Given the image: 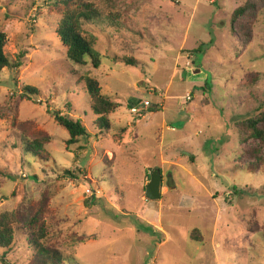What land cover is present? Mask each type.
Listing matches in <instances>:
<instances>
[{
	"label": "rangeland",
	"instance_id": "1",
	"mask_svg": "<svg viewBox=\"0 0 264 264\" xmlns=\"http://www.w3.org/2000/svg\"><path fill=\"white\" fill-rule=\"evenodd\" d=\"M86 1L102 13L85 32L98 68L66 57L51 0H0L13 62L0 74V214L42 215L50 245L79 264H264V171L247 168L236 126L264 110V0L246 47L231 17L247 0ZM87 75L122 103L109 131L95 123ZM58 111L89 135L68 148ZM156 170L162 195L147 200ZM30 258L17 232L7 259Z\"/></svg>",
	"mask_w": 264,
	"mask_h": 264
},
{
	"label": "trees",
	"instance_id": "2",
	"mask_svg": "<svg viewBox=\"0 0 264 264\" xmlns=\"http://www.w3.org/2000/svg\"><path fill=\"white\" fill-rule=\"evenodd\" d=\"M51 2V9H54V13L59 17L56 33L65 47L66 57L75 64L86 66L91 63L95 68H98L103 56L95 48L93 39L85 35V32L88 31L86 27L102 16L98 6L86 0H51ZM259 3V0H247L236 8L231 17L232 25L235 27L236 34L244 47L253 40L254 28L251 19L257 17ZM109 17L116 23L119 14H110ZM6 44L7 35L0 29V74L5 68L13 66L12 59L5 52ZM22 57L20 55V58ZM126 62L133 66L138 64V61L133 58L126 59ZM261 76L262 74L259 72H248L244 81L248 85L255 86L259 84ZM82 81L90 97L91 110L97 116L95 123L101 133L109 131L112 123L111 114L117 111L122 103L102 94L101 85L96 78L87 75L82 77ZM204 87L208 88V83ZM22 91L24 93L39 94L37 88L29 85L23 87ZM69 107L71 106L69 105ZM55 119L69 132L68 148L79 144L81 138L89 135V130L81 119L64 115L63 111L55 113ZM236 126L242 147L241 158L244 159L250 171L263 172L264 110L262 109L254 116L236 121ZM35 143L39 146L37 141ZM31 147H28L27 151L39 156V158H47L42 151L35 148L34 144ZM78 148L82 149L84 147L78 146ZM113 161L111 159L109 162L112 163ZM68 173L74 175L72 170H68ZM4 175L5 171L0 167V178ZM48 200L49 194L45 193L42 204L44 205ZM90 201L88 199L84 203L89 206ZM17 232H21L26 236L31 249L29 264H79L74 259L67 257L60 248L50 245L49 232L42 215L35 213L31 218H28L26 211L19 208L12 212L0 214V249L4 250L0 253V262L10 264L7 255L15 243Z\"/></svg>",
	"mask_w": 264,
	"mask_h": 264
},
{
	"label": "water",
	"instance_id": "3",
	"mask_svg": "<svg viewBox=\"0 0 264 264\" xmlns=\"http://www.w3.org/2000/svg\"><path fill=\"white\" fill-rule=\"evenodd\" d=\"M162 175L160 170L151 172L150 181L146 186V198L147 200H158L162 195Z\"/></svg>",
	"mask_w": 264,
	"mask_h": 264
},
{
	"label": "built area",
	"instance_id": "4",
	"mask_svg": "<svg viewBox=\"0 0 264 264\" xmlns=\"http://www.w3.org/2000/svg\"><path fill=\"white\" fill-rule=\"evenodd\" d=\"M186 98L190 99V94H188V96ZM150 105H151L150 101L146 100V101L141 103L140 107H138V106L132 107L131 108V112H133V113H141L142 111H146L149 108Z\"/></svg>",
	"mask_w": 264,
	"mask_h": 264
}]
</instances>
